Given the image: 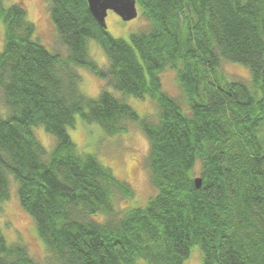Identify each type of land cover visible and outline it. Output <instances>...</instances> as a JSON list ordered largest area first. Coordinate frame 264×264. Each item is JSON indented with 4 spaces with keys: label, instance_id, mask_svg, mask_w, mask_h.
Instances as JSON below:
<instances>
[{
    "label": "trees",
    "instance_id": "trees-1",
    "mask_svg": "<svg viewBox=\"0 0 264 264\" xmlns=\"http://www.w3.org/2000/svg\"><path fill=\"white\" fill-rule=\"evenodd\" d=\"M47 2L65 56L33 37L24 7L0 0V202L12 176L55 264H184L194 245L203 264H264V0H136L149 28L128 39L102 27L87 0ZM89 38L106 66L89 57ZM222 60L246 66L253 88L220 82ZM73 66L122 97L105 88L83 94ZM176 66L187 110L162 88L160 73ZM127 95L152 99L157 120L140 116ZM75 115L109 135L126 132L128 121L143 131L157 189L144 206L116 210V196L133 190L77 150L66 129ZM37 125L55 137L50 152ZM0 264L44 263L0 229Z\"/></svg>",
    "mask_w": 264,
    "mask_h": 264
},
{
    "label": "rangeland",
    "instance_id": "rangeland-1",
    "mask_svg": "<svg viewBox=\"0 0 264 264\" xmlns=\"http://www.w3.org/2000/svg\"><path fill=\"white\" fill-rule=\"evenodd\" d=\"M18 3L25 8L27 18L35 24L34 38L42 43L50 51H59L66 55L65 46L59 44L54 24L49 15V2L47 0H5L6 4ZM106 30L115 37L128 39L132 32L146 30L149 22L144 18L141 9L137 8V15L129 20H123L112 10H108L105 16ZM3 45V24L0 20V51ZM88 55L98 65L106 66L107 57L98 42L89 38L87 40ZM80 75L79 89L89 96L96 97L102 88L107 89L113 95L122 97V92L105 84V81L97 77L84 66H73ZM176 67H166L161 73L162 88L174 97L181 107L187 110L188 105L183 91L176 79ZM220 82L240 80L252 89L249 69L236 62L222 60L218 67ZM125 101L136 110L140 116H146L151 121L157 120L155 102L148 96L138 98L127 95ZM38 140L50 152L55 144V137L45 131L42 125L32 127ZM67 132L76 144L80 153L93 154L100 163L109 167L113 174L120 180L127 181L133 190L131 198L116 196L114 205L119 212L125 208L144 206L146 202L157 193V189L150 181L149 171L146 166V156L149 142L143 131L136 123L127 122V131L116 134H106L97 122H85L79 115H75L72 126H67ZM258 138L264 144V127L257 132ZM199 163L196 165V171ZM17 183L10 176L9 197L0 202V229L7 242H17L24 245L29 255L37 262L55 264L51 261L43 241L38 236L34 220L20 206L17 192ZM135 264H148L138 257ZM184 264H203L202 254L198 245L191 248Z\"/></svg>",
    "mask_w": 264,
    "mask_h": 264
},
{
    "label": "water",
    "instance_id": "water-1",
    "mask_svg": "<svg viewBox=\"0 0 264 264\" xmlns=\"http://www.w3.org/2000/svg\"><path fill=\"white\" fill-rule=\"evenodd\" d=\"M87 4L91 14L102 27H106L105 16L108 10H112L123 20L137 15L136 0H87ZM194 184L197 188L200 187V176L194 178Z\"/></svg>",
    "mask_w": 264,
    "mask_h": 264
}]
</instances>
